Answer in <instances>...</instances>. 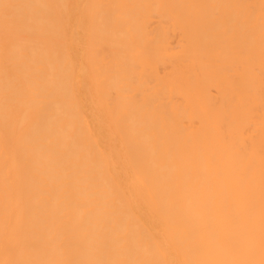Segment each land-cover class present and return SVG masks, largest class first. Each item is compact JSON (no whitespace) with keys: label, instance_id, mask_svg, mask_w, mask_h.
I'll list each match as a JSON object with an SVG mask.
<instances>
[{"label":"bare ground","instance_id":"6f19581e","mask_svg":"<svg viewBox=\"0 0 264 264\" xmlns=\"http://www.w3.org/2000/svg\"><path fill=\"white\" fill-rule=\"evenodd\" d=\"M0 264H264V0H0Z\"/></svg>","mask_w":264,"mask_h":264}]
</instances>
